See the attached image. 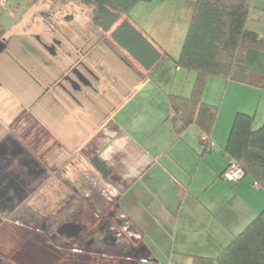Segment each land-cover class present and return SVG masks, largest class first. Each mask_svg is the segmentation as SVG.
<instances>
[{"label": "crops", "instance_id": "0c3cea01", "mask_svg": "<svg viewBox=\"0 0 264 264\" xmlns=\"http://www.w3.org/2000/svg\"><path fill=\"white\" fill-rule=\"evenodd\" d=\"M195 1L142 2L129 16L122 17V20L129 17L162 54H167L151 70L116 44L111 31L105 33L111 43L106 47L115 48L109 52L118 54L127 71L134 67V74L141 78L135 84L123 82L120 75L123 71L116 67L108 68V75L112 73L108 77L107 73L102 76L85 66L97 81L93 84L80 65L85 60L95 64L92 60L98 53L97 45L86 50L82 46L76 51L77 67L85 81L72 88L74 94L68 92L71 88L66 85L63 93L67 96L57 97L55 105L59 103L73 114L76 130L84 140L74 149L62 144L64 155H75L78 163L86 162L93 170L90 160L99 155L113 170L110 183L119 190V196L107 207L97 198L90 200L82 195L65 198V204H78L74 216H67L62 222L63 227H72L59 228L60 237H56L51 233L56 230L47 226L44 217L42 224L32 228L40 232L25 230L26 242L15 246V258L10 264H192L195 255L216 257L264 209V188L251 177L237 182L222 178L230 162L226 145L237 113L252 115L254 128L264 123L263 50L247 52L243 67L237 69V73L244 75V81L208 78L202 100L219 105L211 133L215 146L211 150L205 149L202 131L195 123L178 137L168 119L169 94L189 96L195 80L194 73L188 74V70L174 63L180 55ZM252 2L247 27L264 36V0ZM105 53L106 50L102 51ZM181 76L190 84L176 81ZM176 85L183 87L182 91H177ZM83 87L101 94L112 90L120 98L109 109L102 103L104 114L100 115L96 102L95 107L88 106L77 98L76 93L83 95ZM152 90L161 91L155 100H136L141 92ZM70 98L77 102L73 108L68 103ZM72 159L68 163H73ZM31 164L27 174L34 180L36 165ZM44 169L42 180L50 172L48 167ZM96 204L100 210L95 209ZM116 213L125 214L132 230L142 237L136 239L125 234L117 237L111 232L108 227ZM5 226L7 222L2 220L0 231ZM70 236L75 238L73 246L65 241Z\"/></svg>", "mask_w": 264, "mask_h": 264}, {"label": "rangeland", "instance_id": "374dc122", "mask_svg": "<svg viewBox=\"0 0 264 264\" xmlns=\"http://www.w3.org/2000/svg\"><path fill=\"white\" fill-rule=\"evenodd\" d=\"M91 10V7L77 0H0V37L8 41V48L0 54V142L6 139L9 132L17 134L13 137L18 140V147L26 148L35 158L33 162L36 165L35 179L30 180L27 171L31 169L32 157L26 150L25 155L20 152L13 160L8 156L0 163V180L3 179L6 183V180L11 179L13 172L18 180H14V183L19 185L17 192H14V188L9 190L11 200L5 201L8 197L5 194L2 198L4 210L0 212V218L4 223L7 222V226L0 231V261L5 264L14 260L17 249L15 246L26 242L25 230L40 232L37 228H32L37 226V223L42 224L44 217L47 219V226L56 230L63 227L62 222L67 216H74L78 204H65V198L82 195L90 200L96 197L105 201L103 190L111 186V183L101 181L103 178L100 174L86 162L80 164L75 155H64L62 144L74 149L81 144L84 136L76 130L73 114L68 113L63 105H55L54 96L64 99L67 94L63 93L61 87L52 86L63 73L74 78L70 69L78 66L76 63L79 55L76 51L82 46L84 50L89 49L91 45L98 47V53L93 55L95 59L92 60L95 64L85 60L84 64L80 65V70L93 84L97 81L87 71L89 68L95 69L94 71L102 76L107 73L110 77L112 73L108 75V68L116 67V70L123 71L120 74L123 82L130 84H135L141 79L138 73L134 74V67L132 71H127V66L118 54L110 53L114 47H106L107 43H110L106 34L94 30ZM55 40L61 42L60 46L54 47L56 55L45 45L52 46ZM105 50L107 55L102 54ZM66 52L69 55L65 54ZM179 78L177 77L176 81L190 84L186 77ZM63 83L71 88L68 80ZM79 83L81 84L80 81ZM50 86L52 87L49 93L45 94ZM175 89L182 91L183 87L176 85ZM82 91L83 95L76 93L77 98L88 106L95 107L96 102L95 108L100 115L104 114L103 108L100 107L102 103L109 109L112 102L120 98V95L112 90L101 94L83 87ZM68 92L74 94L72 88ZM159 94L161 91H143L136 100L144 98L152 101ZM68 103L72 108L77 105L73 98H70ZM68 159H72L73 163H68ZM44 166L46 169L48 167L50 172L46 174L45 180H42ZM76 180H79L78 184ZM105 204L106 207L111 205ZM95 209L100 210L99 205ZM116 214L108 228L117 235L125 222L120 219L121 214ZM88 226L92 227L93 224ZM51 233L58 237L57 233ZM71 237L65 241L73 246L75 238ZM24 250L26 253L27 248ZM22 259L23 257L18 260L19 263Z\"/></svg>", "mask_w": 264, "mask_h": 264}, {"label": "trees", "instance_id": "16d2710c", "mask_svg": "<svg viewBox=\"0 0 264 264\" xmlns=\"http://www.w3.org/2000/svg\"><path fill=\"white\" fill-rule=\"evenodd\" d=\"M77 1L92 8L94 30L111 31L116 44L145 69H153L162 56L167 55L162 54L129 17L122 20L137 4L153 0ZM252 6V0L195 1L180 55L174 60L177 67L195 73L193 88L189 96L169 94L168 119L178 137L194 123L202 136L211 135L219 105L202 100L208 77L244 81V75L237 73V69L244 64L247 52L250 49L264 51V36L247 27ZM226 152L230 161L240 164L245 177H251L264 188V123L254 128L252 115L237 113ZM90 164L110 183L113 170L107 162L97 155ZM101 200L100 204L104 205L106 201ZM192 264H264V209L216 257L195 255Z\"/></svg>", "mask_w": 264, "mask_h": 264}, {"label": "flooded vegetation", "instance_id": "af4514ba", "mask_svg": "<svg viewBox=\"0 0 264 264\" xmlns=\"http://www.w3.org/2000/svg\"><path fill=\"white\" fill-rule=\"evenodd\" d=\"M39 39V38H38ZM0 40L3 41L4 44H2L0 42V48H3V51L4 52L7 48H8V41L6 39H4L3 37H0ZM46 45V48L53 54H57V51L55 50L54 47L56 46H60L61 45V42L59 40H55V43H52L50 45L48 44H45ZM1 52V53H2ZM0 53V54H1ZM78 63H76L77 65ZM71 72H73V75H74V78L68 76L67 74L63 73L61 75V77L57 80V82H53L52 86H59L61 87L62 89H66V84L63 83L65 82L66 80L69 81L70 84H68L71 88H76L78 85H79V81H83L84 80V77L82 75V73L80 72V70L78 69L77 66L73 67V69L71 68L70 69ZM70 72V73H71ZM85 81V80H84ZM50 86L45 94H48L49 93V90L51 89ZM73 95V94H71ZM54 100L57 101V97L54 96ZM22 134V133H21ZM17 134H12L9 132V134L6 135V139L2 140V142H0V163H2L1 161L2 160H6L8 156H10V160H13V158L15 156H19L20 152L22 155H25L24 151L26 150L27 153L32 157L30 158L31 162L35 161V158H33V155L30 154V152L24 148V147H18V140H16L13 136ZM16 178V179H15ZM14 180H17V176L16 174H14L12 172V175H11V179L10 180H6V183H4V180H0V212L3 211V201H2V198H3V195H8L7 198H5V201H9V199L11 200L12 199V196L9 195V190H11L12 188H14L13 190H15L14 192H17L19 191V185L18 183H14ZM14 183V185H13ZM13 186V187H12ZM23 186V185H21ZM3 192V193H2ZM17 194V193H16ZM19 196V194H18ZM2 223V218H0V225Z\"/></svg>", "mask_w": 264, "mask_h": 264}, {"label": "built area", "instance_id": "2783aa9c", "mask_svg": "<svg viewBox=\"0 0 264 264\" xmlns=\"http://www.w3.org/2000/svg\"><path fill=\"white\" fill-rule=\"evenodd\" d=\"M201 139L206 150H211L215 146V141L210 134H204ZM244 177H245V172L243 168L240 166L239 163L233 160L229 162L228 167L225 169V171L222 174V178L228 182H237ZM101 181H104V179H102ZM102 196L103 199H105L106 203H113L115 199L119 196V190L111 185L110 187L105 188L103 190ZM120 219L125 223L122 225V230L117 233L118 236L125 234L128 237L131 238L133 237L136 239H140L142 237L141 234L134 232L132 230L131 224L125 214H121ZM73 251L78 252L79 250L73 249Z\"/></svg>", "mask_w": 264, "mask_h": 264}, {"label": "water", "instance_id": "95a60500", "mask_svg": "<svg viewBox=\"0 0 264 264\" xmlns=\"http://www.w3.org/2000/svg\"><path fill=\"white\" fill-rule=\"evenodd\" d=\"M0 42H1L2 44H4L2 40H0ZM2 51H3V48H0V53H1ZM68 227H72V225H69V226L66 225V226L63 227V229H66V228H68Z\"/></svg>", "mask_w": 264, "mask_h": 264}]
</instances>
